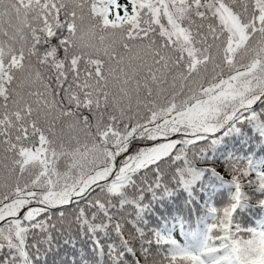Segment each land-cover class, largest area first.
<instances>
[{"label": "snow or ice", "instance_id": "snow-or-ice-1", "mask_svg": "<svg viewBox=\"0 0 264 264\" xmlns=\"http://www.w3.org/2000/svg\"><path fill=\"white\" fill-rule=\"evenodd\" d=\"M241 126L264 157V0H0V264H264V158L155 214Z\"/></svg>", "mask_w": 264, "mask_h": 264}, {"label": "trees", "instance_id": "trees-1", "mask_svg": "<svg viewBox=\"0 0 264 264\" xmlns=\"http://www.w3.org/2000/svg\"><path fill=\"white\" fill-rule=\"evenodd\" d=\"M249 133H251V129L241 126L239 133L226 137L225 142L217 145L214 151L209 154L207 161L199 166L202 178L190 191L175 190L172 195L156 203L155 207L159 209V212L155 214L162 224L172 223L180 219L194 220L196 214L202 211L204 203L210 199L217 204L227 203L230 196L228 186L213 174L212 169L215 168L218 173L223 175L225 173V161L233 155L255 156L258 160L264 158L261 157V140L257 138L249 143ZM255 135L252 133V136ZM224 179L228 180L230 177L224 176ZM196 205H200V208H197ZM187 208L193 209L192 216L185 215ZM160 212L165 213V216L161 217ZM243 215H247L253 223L264 219V211L258 209L248 208L244 210ZM57 239L61 238L57 237ZM42 241L43 237H38L35 241L29 240L30 246L34 242L38 245V251L30 247L35 264H62V261H68L70 264L73 257L63 248L58 250V246L53 245L52 250L48 251ZM81 254H83L82 250ZM105 259V256H101L98 264H105Z\"/></svg>", "mask_w": 264, "mask_h": 264}]
</instances>
